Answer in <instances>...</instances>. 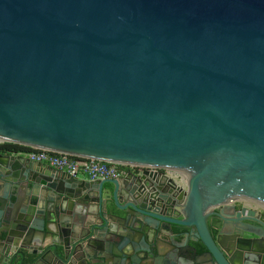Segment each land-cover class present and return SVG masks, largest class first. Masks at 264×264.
I'll list each match as a JSON object with an SVG mask.
<instances>
[{
    "label": "water",
    "instance_id": "obj_1",
    "mask_svg": "<svg viewBox=\"0 0 264 264\" xmlns=\"http://www.w3.org/2000/svg\"><path fill=\"white\" fill-rule=\"evenodd\" d=\"M4 143L148 169L0 151L2 264H264V0H0Z\"/></svg>",
    "mask_w": 264,
    "mask_h": 264
},
{
    "label": "built area",
    "instance_id": "obj_2",
    "mask_svg": "<svg viewBox=\"0 0 264 264\" xmlns=\"http://www.w3.org/2000/svg\"><path fill=\"white\" fill-rule=\"evenodd\" d=\"M29 148L27 151L15 152L18 156L26 157L35 162L47 163L59 170H64L72 175H80L81 173H87L91 179H107L115 178L122 179L127 178L130 174L141 175L144 170L148 169L141 165L133 164H118V162L106 161L95 157H84L73 155L66 152L50 151L46 149H34ZM169 178L179 183L181 180L184 185L189 187L190 178L186 172L175 169H154ZM185 173V174H183ZM185 175L188 176V180H185ZM248 208H253L244 204ZM257 211H263L264 209L253 208Z\"/></svg>",
    "mask_w": 264,
    "mask_h": 264
},
{
    "label": "trees",
    "instance_id": "obj_3",
    "mask_svg": "<svg viewBox=\"0 0 264 264\" xmlns=\"http://www.w3.org/2000/svg\"><path fill=\"white\" fill-rule=\"evenodd\" d=\"M27 150H29V148L21 146V145L18 146V145L12 144V143H4V144L0 145V151H3V152H10V153L17 152L18 153V152L27 151ZM187 229L188 228H185L183 230H187ZM177 230L179 231V230H181V228H177ZM192 244L199 247V252H205L207 249L206 246L201 242H192ZM18 259H20V258H18Z\"/></svg>",
    "mask_w": 264,
    "mask_h": 264
},
{
    "label": "crops",
    "instance_id": "obj_4",
    "mask_svg": "<svg viewBox=\"0 0 264 264\" xmlns=\"http://www.w3.org/2000/svg\"><path fill=\"white\" fill-rule=\"evenodd\" d=\"M80 177H82V178H84V179H91V177L87 174V173H81L80 175H79ZM152 179V181H153V183L154 184H158L159 182H161V179H154V178H151ZM112 185H111V183H107L106 184V187L107 188H109V187H111ZM99 222H101V221H98V223ZM175 240L176 241H180V240H182V242H180V243H178V242H176V244H179V245H185V237H183V236H176V238H175ZM193 241H191V243H192ZM49 244V242H47V243H45V245L44 246H47ZM10 251L8 250V253H9ZM25 253L26 254H28V252L27 251H25ZM10 255H13V254H11V252L9 253ZM201 262H202V264H210V263H208L206 260H205V258H200L199 259ZM20 262H21V259H16V260H14V263L13 264H20ZM0 264H2V261H1V258H0ZM27 264V263H26Z\"/></svg>",
    "mask_w": 264,
    "mask_h": 264
},
{
    "label": "bare ground",
    "instance_id": "obj_5",
    "mask_svg": "<svg viewBox=\"0 0 264 264\" xmlns=\"http://www.w3.org/2000/svg\"><path fill=\"white\" fill-rule=\"evenodd\" d=\"M183 174H185V173H183ZM185 180H188L187 175H185ZM178 185L181 188L188 189L187 184L184 185V183L181 180H179ZM237 201L238 202L240 201V202L244 203L245 205L253 207V208L264 209V202L263 201L256 200V199L248 197V196H242Z\"/></svg>",
    "mask_w": 264,
    "mask_h": 264
},
{
    "label": "flooded vegetation",
    "instance_id": "obj_6",
    "mask_svg": "<svg viewBox=\"0 0 264 264\" xmlns=\"http://www.w3.org/2000/svg\"><path fill=\"white\" fill-rule=\"evenodd\" d=\"M241 209V208H240ZM218 224V219L217 218H215V217H211L210 219H209V221H208V225H209V227H210V230H211V232H212V235H215V230H214V226L215 225H217ZM177 228H181V230H177ZM185 229L186 227H179V226H174V229H175V231H176V233H180V235L181 234H184V233H186L189 229H187V230H183V229ZM177 234V235H178ZM180 235H178V236H180ZM193 236V234H191L190 233V237H192ZM192 244V243H191ZM193 245V244H192Z\"/></svg>",
    "mask_w": 264,
    "mask_h": 264
},
{
    "label": "rangeland",
    "instance_id": "obj_7",
    "mask_svg": "<svg viewBox=\"0 0 264 264\" xmlns=\"http://www.w3.org/2000/svg\"><path fill=\"white\" fill-rule=\"evenodd\" d=\"M235 205L237 206V209H240V208H242L243 206H244V203H242V202H235Z\"/></svg>",
    "mask_w": 264,
    "mask_h": 264
}]
</instances>
